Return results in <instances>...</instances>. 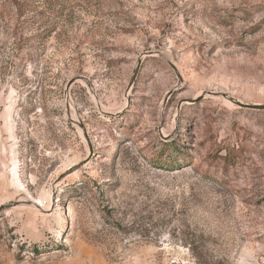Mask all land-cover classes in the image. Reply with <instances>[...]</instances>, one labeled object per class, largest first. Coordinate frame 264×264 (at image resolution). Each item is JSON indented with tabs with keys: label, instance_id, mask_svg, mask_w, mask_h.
Masks as SVG:
<instances>
[{
	"label": "rangeland",
	"instance_id": "1",
	"mask_svg": "<svg viewBox=\"0 0 264 264\" xmlns=\"http://www.w3.org/2000/svg\"><path fill=\"white\" fill-rule=\"evenodd\" d=\"M262 105L264 0H0V264H264Z\"/></svg>",
	"mask_w": 264,
	"mask_h": 264
},
{
	"label": "trees",
	"instance_id": "2",
	"mask_svg": "<svg viewBox=\"0 0 264 264\" xmlns=\"http://www.w3.org/2000/svg\"><path fill=\"white\" fill-rule=\"evenodd\" d=\"M47 35H50V34H47ZM35 36H36V35H35ZM45 36H46V35H45ZM31 38H32L33 41H37V40L34 39V36H32Z\"/></svg>",
	"mask_w": 264,
	"mask_h": 264
},
{
	"label": "water",
	"instance_id": "3",
	"mask_svg": "<svg viewBox=\"0 0 264 264\" xmlns=\"http://www.w3.org/2000/svg\"><path fill=\"white\" fill-rule=\"evenodd\" d=\"M260 107L264 108V105H262V106H260Z\"/></svg>",
	"mask_w": 264,
	"mask_h": 264
}]
</instances>
